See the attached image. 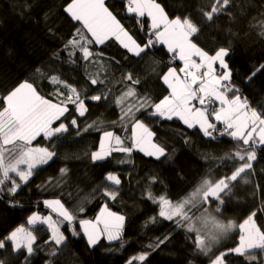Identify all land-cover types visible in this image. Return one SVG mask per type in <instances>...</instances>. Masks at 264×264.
Listing matches in <instances>:
<instances>
[{
	"label": "trees",
	"instance_id": "trees-1",
	"mask_svg": "<svg viewBox=\"0 0 264 264\" xmlns=\"http://www.w3.org/2000/svg\"><path fill=\"white\" fill-rule=\"evenodd\" d=\"M69 2L0 0V98L27 80L33 82L46 98L59 102L63 98L57 97L56 89L63 86L52 84L51 76H59L62 81L77 87L83 96L100 94L98 89L107 91L106 100L85 101L100 114L91 127L58 140L53 149L56 152L53 161L39 166L15 196L0 193V238L20 225L28 227L27 219L33 213L47 215L45 200L61 199L65 207L76 212L79 235L73 236L66 223L61 227L67 236V246L52 258L55 264H128L130 259L144 252L149 253L147 258L143 262L133 261V264H208L207 257L194 249L190 233L174 221L158 216L157 204L147 198L149 180L153 177L156 180L151 184L155 196L166 195L174 202L183 199L202 178H218L231 173L239 161L222 165L219 159L213 161L207 157L219 158L231 151L232 145L226 137L210 139L197 128L189 129L175 118L164 120L141 115L154 133V141L166 148L165 157L157 160L134 150L130 156L114 152L105 160L93 161L91 153L99 149L102 130L114 131L125 138L130 136L128 131L121 130V112L114 103L125 90L122 73L131 71L133 77L140 80L137 90L158 101L169 92L161 75L169 67L180 68L181 65L160 44L139 59L127 53L115 40L98 46L104 52L103 66L83 60L70 62L63 53L64 45L82 26L65 12ZM212 2L156 0L170 18L190 15L201 29L196 42L210 54L220 47L230 49V56L226 58L231 72L230 84L253 108L264 112V69L257 71L264 65V35L261 34L264 0H234L231 15L220 14L214 22H207L200 13L210 10ZM105 7L138 41L148 39L149 20L146 16L138 18L127 13V0H106ZM137 19L145 21L143 28ZM57 53L62 55L61 59L56 58ZM37 69L44 76L37 74ZM90 75L104 79L105 83L91 85ZM72 107L69 105V109ZM256 157L252 161L254 171L248 177L249 182H234L236 187L226 198L219 215L225 223L229 220L240 223L250 212L256 211L257 225H264V211L261 210L264 209V147L257 146ZM121 160L127 162L121 163ZM62 168L68 170L66 175H61ZM108 173H116L121 178L120 192L115 200L102 194ZM105 204L125 217L121 233L123 247L120 241L109 242L103 238L90 248L79 228V219L95 220ZM80 207L84 208L83 212L79 211ZM153 217L155 222H149ZM35 227L41 250L30 258L29 264H46L49 246L43 241L50 233L44 225ZM238 235V229L233 230L213 251L235 246ZM164 237L168 239L159 247L148 246ZM253 254L258 259L252 264L264 260V253L259 250H253ZM0 259H5V264H24L23 256L14 255L11 250L0 251ZM228 259L233 264H248L238 255H230Z\"/></svg>",
	"mask_w": 264,
	"mask_h": 264
},
{
	"label": "snow or ice",
	"instance_id": "snow-or-ice-1",
	"mask_svg": "<svg viewBox=\"0 0 264 264\" xmlns=\"http://www.w3.org/2000/svg\"><path fill=\"white\" fill-rule=\"evenodd\" d=\"M233 6L234 0H213L210 10H202L200 14L207 22H214V18L220 14L231 15ZM64 10L82 26L77 29L76 36L64 45L63 53L72 63L83 60L103 66L104 52L98 46L110 40L119 42L127 53L139 59H143L152 48L160 44L166 46L173 59L182 62V67H169L161 75L169 92L158 101L137 90L140 80L134 78L131 71L122 73L121 82L125 83V90L114 103L121 112V130L128 131L130 136L125 138L114 131L102 130L99 149L91 153L92 160H105L114 152L130 156L134 150L157 160L165 157L166 148L154 141V133L140 118L141 115L164 120L175 118L189 129L198 126L205 137L213 140L226 137L232 150L219 158L211 155L207 158L213 161L219 159L222 165L228 161H239L230 174L218 178H202L192 186L190 193L175 202L166 195L157 197L152 194L151 184L156 182L153 177L149 180L147 198L157 204L160 218L174 221L191 234L194 249L207 257L208 264H233L228 259L230 255L244 257L248 264L257 261L253 250L264 253V225H257L256 211L250 212L240 223L232 220L225 223L219 219L226 198L236 187L234 182H249L248 177L254 171L252 161L257 158V145L264 146V112L253 108L230 84L231 72L226 60L230 56V49L220 47L214 54H210L196 42L195 38L201 29L191 16L170 18L156 0H127V13L150 19L146 29L148 39L145 42L135 38L105 7L104 0H70ZM136 22L143 28V19H137ZM261 26V34L264 35V21H261ZM56 58L61 59L62 55L57 53ZM217 65L223 71H218ZM261 69H264V65L257 71ZM36 71L44 76L40 69ZM45 79L49 77L45 76ZM89 79L91 85L105 83L104 79L96 76L90 75ZM50 82L63 86L56 89L57 97H63L59 102L46 98L33 82L27 80L0 98V193L7 192L15 196L39 166L53 161L55 151L34 146L33 142L37 137L53 141L59 134L68 132L69 126H77V119H71L70 125L61 120L69 111V105L74 106L80 116H84L87 111L86 100L107 99L106 90L98 89L100 94L83 96L77 87L62 81L59 76H51ZM217 102L218 106L214 107ZM129 123L130 127H127ZM67 171L66 168L60 169L62 176ZM104 179L106 186L102 194L115 200L120 192V176L108 173ZM44 205L56 213L58 219L51 215L33 213L27 219V225L32 227L20 225L0 238V251L11 250L12 254L23 256L24 264H29L30 258L41 250L35 226L46 225L50 233L48 239L43 241L44 245L49 246L46 264H55L52 258L67 246V236L61 227L66 223L67 230L73 236L79 235L76 231L77 215L65 207L61 199L45 200ZM79 211L83 212L84 208L80 207ZM124 220L123 215L111 211L105 204L95 220L79 219L78 225L90 248L98 245L103 238L109 242L120 241L123 247L121 233ZM155 220L153 217L149 222L154 223ZM235 229L239 231L238 243L230 248L213 251ZM167 239H157L148 246L157 248ZM148 255V252L141 253L130 259L128 264H133V261L143 262ZM0 264H5V259H0ZM258 264H264V260H259Z\"/></svg>",
	"mask_w": 264,
	"mask_h": 264
},
{
	"label": "rangeland",
	"instance_id": "rangeland-1",
	"mask_svg": "<svg viewBox=\"0 0 264 264\" xmlns=\"http://www.w3.org/2000/svg\"><path fill=\"white\" fill-rule=\"evenodd\" d=\"M5 96H1V98L5 97ZM86 107H87V111L85 112L84 116H80L79 113L74 109V107H72L71 109H69V111L67 113H65L64 117H61V120H63L68 125H70L71 119H77V126H69L68 132L59 134L57 137H55L53 139V141H49V140L43 139L41 137H37V139L33 142L34 146L47 147V148H49V150L53 151L54 145L58 140L68 138L74 134H77L78 132H80L82 130L84 131L90 124H92L94 121L98 120V118L100 117V114H98L97 110L93 106L86 104ZM57 123H59V121ZM46 208L49 211V213L47 215H51L54 219H58V217L56 216V213L52 212V210L50 208H48V207H46ZM40 215L47 216L44 214H40ZM44 226H46V225H44ZM28 227H32V226H28Z\"/></svg>",
	"mask_w": 264,
	"mask_h": 264
},
{
	"label": "crops",
	"instance_id": "crops-1",
	"mask_svg": "<svg viewBox=\"0 0 264 264\" xmlns=\"http://www.w3.org/2000/svg\"><path fill=\"white\" fill-rule=\"evenodd\" d=\"M105 1L106 0H104V3H105ZM147 19L149 20V22H150V19L147 17ZM117 42V41H116ZM118 44H119V42H117ZM120 45V44H119ZM121 46V45H120ZM163 46V45H162ZM164 48H165V50L167 51V48H166V46H163ZM171 56H172V54L171 53H169ZM175 61L176 62H178L180 65H181V67H182V62L181 61H179L178 59H175ZM217 70H220V71H223L222 69H219V67H218V65H217ZM182 75V74H181ZM169 91V90H168ZM230 96V95H229ZM214 107L215 106H218V102H217V104H215V105H213ZM181 122V121H180ZM182 123V122H181ZM183 124V123H182ZM184 125V124H183ZM184 126H186V125H184ZM187 127V126H186ZM188 128V127H187ZM195 128H197L198 130H199V128H198V126L197 127H195ZM258 147H264V146H260V145H257ZM138 151V150H137ZM142 153V152H141ZM154 158V157H153Z\"/></svg>",
	"mask_w": 264,
	"mask_h": 264
},
{
	"label": "built area",
	"instance_id": "built-area-1",
	"mask_svg": "<svg viewBox=\"0 0 264 264\" xmlns=\"http://www.w3.org/2000/svg\"><path fill=\"white\" fill-rule=\"evenodd\" d=\"M218 71H220V70H218Z\"/></svg>",
	"mask_w": 264,
	"mask_h": 264
}]
</instances>
